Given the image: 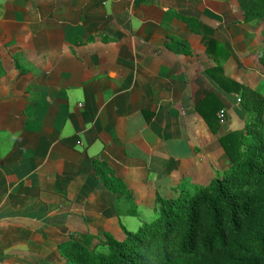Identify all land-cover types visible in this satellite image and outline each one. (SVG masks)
Wrapping results in <instances>:
<instances>
[{"label": "crops", "instance_id": "crops-1", "mask_svg": "<svg viewBox=\"0 0 264 264\" xmlns=\"http://www.w3.org/2000/svg\"><path fill=\"white\" fill-rule=\"evenodd\" d=\"M101 35L110 41H88ZM171 37L192 55L168 48ZM262 56L264 24L245 23L238 0H0V234L11 236L8 247L0 236V264H15L17 250L65 264L69 235L120 226L103 219L115 194L94 160L139 202L221 176L219 139L252 119L217 80L257 91ZM211 94L226 114L218 134L196 111Z\"/></svg>", "mask_w": 264, "mask_h": 264}, {"label": "trees", "instance_id": "trees-1", "mask_svg": "<svg viewBox=\"0 0 264 264\" xmlns=\"http://www.w3.org/2000/svg\"><path fill=\"white\" fill-rule=\"evenodd\" d=\"M238 2L245 23L264 24V0ZM179 18L193 32L202 33L199 22ZM88 41L110 40L101 35ZM168 48L192 55L183 39L171 37ZM259 61L264 65V56ZM217 81L227 92L242 94L243 108L252 119L244 131L219 139L229 162L227 169L207 185L185 182L170 198L156 193V217L137 231L122 224L124 214L118 210L124 239L110 232L101 238L80 234L81 241L70 239L59 246L65 264H264V98L236 82ZM196 111L209 130L218 134L226 118L219 99L209 95ZM93 163L97 179L110 193L124 191L125 183L105 163Z\"/></svg>", "mask_w": 264, "mask_h": 264}, {"label": "rangeland", "instance_id": "rangeland-1", "mask_svg": "<svg viewBox=\"0 0 264 264\" xmlns=\"http://www.w3.org/2000/svg\"><path fill=\"white\" fill-rule=\"evenodd\" d=\"M264 73V70H263ZM257 92L261 95V97L264 98V79L261 82V84L258 86L257 88ZM226 168V165H222L221 169L219 172L224 171V169ZM220 173V174H222ZM115 176L117 177V173H115ZM121 175V174H120ZM119 177V176H118ZM219 177V176H218ZM217 177V178H218ZM107 178V177H105ZM107 181V179H106ZM110 183V182H108ZM114 187V185H113ZM130 189H136V187L132 186V185H126L124 191L122 193H117L115 194L114 198L115 200L113 201L112 198L110 197H106L104 198V206L106 207L105 211H107V215L108 217H103V219L106 218H110V220L113 219H117L118 217V210H120L124 215L123 216H130L133 218H127L128 220L133 221L131 225H127V228L131 231H136L137 230V226L139 224H144V223H148L150 221H153L156 217L155 213H154V202H152V195L150 197L145 195L144 200H142L141 202H139L138 199V195L136 194L137 192H130ZM164 189V187H163ZM135 194V195H134ZM113 201V202H112ZM77 208H79V206H77ZM115 211V213H114ZM117 214V216H116ZM136 218V219H134ZM122 219V217H121ZM73 225V227H77V225L75 223H71ZM95 226L96 228L93 229V232H90L89 234H92L94 236H97L99 238L103 237V230L104 229H108L110 231H113L114 235L116 237H121L122 232L120 231V226H118V224L116 222H112L106 225H102V227H99V223L95 222ZM107 227V228H106ZM5 233H1L0 236H3L5 238V245L8 247V242L7 239L9 237H11L10 235H3ZM20 235V234H18ZM80 233H74L69 235V238L72 240H77V241H81L80 237H79ZM1 240V239H0ZM10 241V239H9ZM10 244V243H9ZM19 246H22L21 243L18 244ZM7 252L6 248L0 249V254ZM61 257H62V253L60 252ZM3 255V254H1ZM7 258H12L14 261L13 263H19L25 261L28 264H51L52 262V257L49 256L47 257L45 254L42 253H34L33 251H28V250H17L14 251L13 253H10V255H7ZM20 264V263H19Z\"/></svg>", "mask_w": 264, "mask_h": 264}, {"label": "built area", "instance_id": "built-area-1", "mask_svg": "<svg viewBox=\"0 0 264 264\" xmlns=\"http://www.w3.org/2000/svg\"><path fill=\"white\" fill-rule=\"evenodd\" d=\"M221 119H222V117H221Z\"/></svg>", "mask_w": 264, "mask_h": 264}]
</instances>
